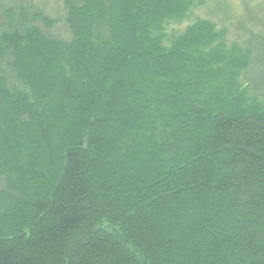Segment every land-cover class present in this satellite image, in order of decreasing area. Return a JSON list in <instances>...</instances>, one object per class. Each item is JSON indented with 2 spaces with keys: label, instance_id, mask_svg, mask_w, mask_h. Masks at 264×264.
Instances as JSON below:
<instances>
[{
  "label": "trees",
  "instance_id": "1",
  "mask_svg": "<svg viewBox=\"0 0 264 264\" xmlns=\"http://www.w3.org/2000/svg\"><path fill=\"white\" fill-rule=\"evenodd\" d=\"M235 1L0 0V264H264V0Z\"/></svg>",
  "mask_w": 264,
  "mask_h": 264
},
{
  "label": "rangeland",
  "instance_id": "2",
  "mask_svg": "<svg viewBox=\"0 0 264 264\" xmlns=\"http://www.w3.org/2000/svg\"><path fill=\"white\" fill-rule=\"evenodd\" d=\"M47 6L45 7L46 11H49L50 13H53L54 11L57 10V8L62 9V0H47ZM219 2H216L215 4L217 6H214V3H209V7H207L206 9H202L200 11L196 10L195 14H200L201 16H206L208 18H212L215 19L217 21H219L218 23L220 24H226L232 21L233 19V9L236 8V6L238 5V1L235 0H217ZM221 6L223 7V9H221ZM226 6V7H225ZM216 7V8H215ZM217 7L220 8L219 10H217ZM225 8H228L229 10L227 11ZM221 10V11H220ZM216 11H218L217 13H223L224 16L222 14H214ZM255 14L258 16L260 12H264V7L261 6L260 9H256L255 8ZM214 12V13H213ZM226 14V15H225ZM60 29V30H59ZM58 32L62 33L65 31V29L61 26L59 27ZM57 31V30H56ZM54 31V32H56ZM52 32V33H54ZM232 36V35H231Z\"/></svg>",
  "mask_w": 264,
  "mask_h": 264
}]
</instances>
